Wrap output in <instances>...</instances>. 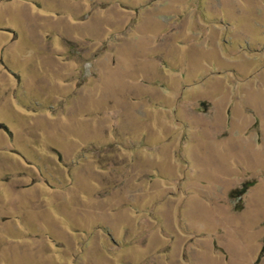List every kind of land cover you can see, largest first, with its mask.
Returning <instances> with one entry per match:
<instances>
[{
	"label": "rangeland",
	"instance_id": "374dc122",
	"mask_svg": "<svg viewBox=\"0 0 264 264\" xmlns=\"http://www.w3.org/2000/svg\"><path fill=\"white\" fill-rule=\"evenodd\" d=\"M0 264H264V0H0Z\"/></svg>",
	"mask_w": 264,
	"mask_h": 264
}]
</instances>
